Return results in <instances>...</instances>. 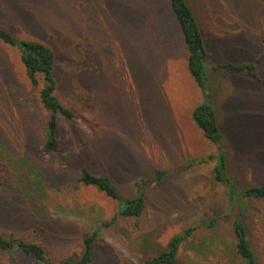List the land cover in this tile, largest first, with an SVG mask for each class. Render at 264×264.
Here are the masks:
<instances>
[{
    "label": "rangeland",
    "instance_id": "rangeland-1",
    "mask_svg": "<svg viewBox=\"0 0 264 264\" xmlns=\"http://www.w3.org/2000/svg\"><path fill=\"white\" fill-rule=\"evenodd\" d=\"M189 3L205 36L220 144L193 118L204 99L171 0H0V27L55 51L57 95L75 113L58 117L60 147L47 151L44 83L34 87L20 49L0 39V234L45 244L52 264H76L85 233L100 229L90 264H144L194 227L174 264H245L215 167L225 156L234 183L264 185V83L215 65L256 62L264 80V0ZM83 167L110 177L119 197L80 181ZM141 177L152 178L144 212L121 216ZM243 203L264 264V198ZM0 264L44 263L0 249Z\"/></svg>",
    "mask_w": 264,
    "mask_h": 264
},
{
    "label": "trees",
    "instance_id": "trees-1",
    "mask_svg": "<svg viewBox=\"0 0 264 264\" xmlns=\"http://www.w3.org/2000/svg\"><path fill=\"white\" fill-rule=\"evenodd\" d=\"M172 7L180 22L183 34L190 49L189 68L202 91L203 102L199 104L193 111V118L196 124L203 130L207 138L212 142L222 143V134L219 121L211 101L212 94L208 88L207 71L205 61L207 60L208 51L205 44V36L203 34L197 14L192 8L189 0H171ZM0 39L7 44L16 46L21 51L22 61L27 68V74L31 84L38 87L43 81L44 86L40 92L41 102L45 108L52 111L49 119L47 135L48 139L45 143V149L49 152L58 151L60 147L59 122L58 117L63 115L69 120L74 119L73 110L63 104L57 95L58 83L55 76L56 53L47 44L32 39H18L7 29L0 27ZM216 69H225L235 72H246L252 77L264 83V80L258 74L256 62H225L215 65ZM216 155L208 158L199 159V163H205L208 160H214ZM221 156V154H220ZM220 163L215 167L216 178L225 183L229 194L227 196L228 209L227 213L233 220L234 234L236 238L235 247L237 253L244 258L245 264H260L259 258L250 242L249 232L243 216L248 207L244 200L248 197L264 198V185H255L251 187L241 188L234 183L228 174L225 156L220 157ZM164 172H158L156 175L160 178ZM150 177H141L137 180V194L125 201L121 207L119 214L124 217H136L142 215L146 208V193L141 190L143 186L150 181ZM85 185L95 186L107 195L118 198L117 187L112 179L106 175L94 174L87 167L81 169V177ZM2 182H0V186ZM115 216L113 221L116 220ZM111 221L104 222L109 225ZM214 223V221H213ZM194 227L188 228L186 232L173 236L167 248L160 251L155 256L148 258L144 264H174L179 260V252L183 242L193 233ZM100 229L93 233H85L83 239V252L81 257L74 261L76 264H90L95 257L94 241ZM0 249L12 251L20 249L44 264H52L48 258V250L45 244L18 238L14 235L5 236L0 234Z\"/></svg>",
    "mask_w": 264,
    "mask_h": 264
}]
</instances>
